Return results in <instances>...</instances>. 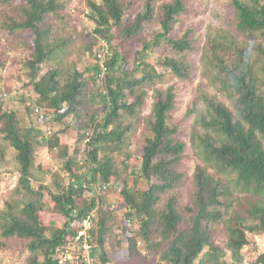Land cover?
Here are the masks:
<instances>
[{
    "label": "trees",
    "instance_id": "obj_1",
    "mask_svg": "<svg viewBox=\"0 0 264 264\" xmlns=\"http://www.w3.org/2000/svg\"><path fill=\"white\" fill-rule=\"evenodd\" d=\"M158 1L87 0L88 18L94 24L95 34L113 47L112 55L106 61L108 73L101 78L106 94L100 95L99 105L105 115L100 120L96 115L92 116L94 132L87 137L90 139L86 146L90 168L86 176L75 178L63 188L62 194L51 197L55 210L67 218L64 227L51 236L40 216L46 209V196L41 188L32 185L31 177L37 146L46 143L58 147L60 141L50 139L53 136L48 135L47 130L52 129L48 127L42 141L37 142L29 134L21 133L12 112H1L5 139L17 153L19 190L25 200L20 206L0 213V249L6 241L16 239L25 242L27 252L32 254L29 264H58L55 255L76 232L75 222H80L91 212H96L100 219L98 229L95 226L92 232L94 243L97 241L102 249L99 264H128V261L154 264L140 252L139 240L147 251L158 257L156 264H237L243 260L242 250L250 244L249 234H264L262 44L256 59L246 47L225 39H211L203 51L204 61L216 72L219 90L227 95L234 110L216 98L204 97L208 116L203 118L202 127L207 133L198 146L203 166L196 168L194 201L185 208V213L180 208L179 193L184 174L178 171L185 146L176 138L177 127L170 122L177 103L172 88L155 89L152 116L146 118L148 135L142 163L137 168L126 164L130 161L125 152L127 141L143 120L140 112L148 95L145 88H154L165 77L147 62L148 53L163 45L170 46L176 55L162 61L165 73L186 78L190 74V65L185 56L197 49L190 32L179 39L171 37L178 17L186 11L183 0L161 6H157ZM63 4L57 0H0L3 32L10 35L30 32L33 38L32 59L26 66L39 98L32 109L35 112L39 107L46 118L56 122L82 115L79 107L87 86L84 74L77 70L67 77L62 70L52 68L39 76L45 63L56 60L58 54L65 52V43L60 44L57 37V26H46L51 19H64ZM233 6L238 31L250 39L264 41V1L233 0ZM158 15L161 28L149 40L147 26ZM134 47L139 50L135 51ZM132 57L135 59L134 70L128 76H122L117 65H126ZM94 72L99 77L102 68L95 66ZM123 155L124 171L118 167V160ZM71 164L73 162L69 160L67 169L70 172ZM126 171L129 174L124 179L121 194L128 206L126 218L136 220L138 231L126 239L125 259L121 257L123 249L121 253L105 251L109 231L106 220L110 213L103 210L104 197L89 193H95L92 185L121 180ZM141 181L148 187L139 188ZM238 188L249 197L238 199L235 195ZM222 225H226L228 231L225 247L214 240ZM229 253L233 263L225 259ZM256 264H264V255Z\"/></svg>",
    "mask_w": 264,
    "mask_h": 264
},
{
    "label": "rangeland",
    "instance_id": "obj_2",
    "mask_svg": "<svg viewBox=\"0 0 264 264\" xmlns=\"http://www.w3.org/2000/svg\"><path fill=\"white\" fill-rule=\"evenodd\" d=\"M57 1L64 3V19L61 21L56 18L51 19L46 23V26L52 24L57 26L59 29L57 37L60 44L65 43V52L58 54L56 60L45 63L42 69L40 68L39 76H43L52 68L62 70L67 77L74 70L83 73L87 86L81 107H79L82 113L80 117L72 115L62 122L50 119L41 124L34 109H32L37 104L39 96L31 84L30 70L26 66L33 54L34 42L31 33L22 32L10 35L4 33L0 28V114L5 111L12 112L16 117L21 133L29 134L37 142L42 141L45 130L50 127L52 130L51 134L48 135L53 136L50 139L53 141L57 139L61 144L58 147L55 145L51 147L46 143L37 144L35 168L31 177L32 185L37 189L41 188L47 199L46 209L41 212L40 216L43 225L48 227L49 236L62 229L67 222L66 216L55 210L56 205L51 202V197L62 194L63 188L68 187L72 180L86 176L89 171L90 165L86 150L87 137L94 132L92 116L96 115V119L100 120L105 115L99 101L100 95L106 94L101 78H104L108 73L102 69L99 77L95 76L94 67H101L102 62L106 64L113 52V47L95 34L94 24L88 18L87 0ZM173 1L159 0L157 6ZM242 1L250 2L252 0ZM183 2L186 11L178 17V23L171 37L179 39L186 32H190V37L194 40L197 48L185 56L190 65V74L185 78L177 77L170 72L165 73L162 61L166 57L176 55L170 46L163 45L148 53L147 62L165 77L163 82L156 84L154 88H145L148 95L140 112L143 120L137 125L135 132L131 134L125 148V152L130 157L128 158L130 161L126 160L129 163L126 164L133 168L139 167L143 160L145 138L148 135L146 118L152 116L155 89L166 91L172 88L176 94L177 103L170 122L177 127L176 138L185 146L183 159L178 166V171L184 174V180L179 189L182 212L194 201V174L198 166H203L198 146L200 139H203L207 133L202 127L203 118L208 116L204 97L216 98L234 110L227 95L219 90L220 84L217 82L216 72L204 61L203 51L209 41L215 38L234 41L240 46L246 47L252 53L253 59H256L259 53L260 44L264 50V41L250 39L238 31L233 0H183ZM142 8L143 6L140 7V10ZM159 21L158 15L154 22L147 26L146 36L149 40L160 30ZM107 49L110 55H107ZM134 50H139V47H134ZM100 53L105 54L102 60L98 58ZM181 56L178 55V57ZM117 66H120L122 76H128L135 68V59L132 57L126 65L119 63ZM5 136L4 122L0 120L1 214L6 213L10 207L20 206L25 200L24 194L19 190L20 166L16 161L17 153L9 141L5 139ZM123 158L125 159L124 155L118 160L120 170L124 166ZM69 160L73 162L71 172L67 169ZM211 172L214 173V170ZM128 174L129 172L126 171L121 180L108 183L112 184V187L104 192L97 191L103 184L92 185L91 188L96 192L89 193L91 196L104 197L103 210L110 213L106 220L109 231L106 234L105 251H119L121 253L120 250L123 249L124 252L122 250L121 257L125 259L127 258L126 239L136 235L138 231L136 220L130 221L126 218L128 206L121 194L124 179L127 178ZM129 180L133 183V178ZM138 187L145 189L148 185L141 181ZM235 195L238 199L249 197L246 192H242L239 188L235 190ZM235 209L241 208L235 207ZM99 220L95 225L97 229ZM227 237V227L222 225L218 228L214 240L220 246L225 247ZM249 239L250 244L242 250L243 260L237 264H256L257 259L264 255V234L250 233ZM5 243L6 245L0 249V262L2 264H29L32 254L27 252L25 242L13 239ZM95 243L97 245V259L100 262L102 249L97 241ZM138 248L150 262L156 264L159 261L158 257L146 250L145 244L141 240H139ZM124 253L125 256H123ZM225 259L230 263L234 262L230 253ZM40 260H43L42 256H40ZM127 263L137 264L131 261ZM108 264L115 263L109 262Z\"/></svg>",
    "mask_w": 264,
    "mask_h": 264
},
{
    "label": "built area",
    "instance_id": "obj_3",
    "mask_svg": "<svg viewBox=\"0 0 264 264\" xmlns=\"http://www.w3.org/2000/svg\"><path fill=\"white\" fill-rule=\"evenodd\" d=\"M108 55V49H107ZM105 57V54L100 53L98 58L100 60ZM101 68L107 70L106 64L101 63ZM35 113L41 124H44L49 120L41 112L39 107H36ZM47 134H51V130H47ZM90 139L88 138L87 142ZM112 184H104L97 189L98 192H104L108 188H111ZM96 192V191H95ZM98 222L96 212H91L80 222H75L77 226L76 232L72 236L68 237L67 244H65L60 251L55 255V259L58 264H99L97 259V245L93 241L92 232L95 225Z\"/></svg>",
    "mask_w": 264,
    "mask_h": 264
}]
</instances>
